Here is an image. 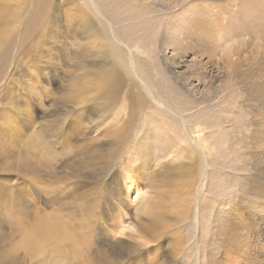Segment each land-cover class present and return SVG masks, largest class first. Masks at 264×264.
Segmentation results:
<instances>
[{"label": "rangeland", "instance_id": "1", "mask_svg": "<svg viewBox=\"0 0 264 264\" xmlns=\"http://www.w3.org/2000/svg\"><path fill=\"white\" fill-rule=\"evenodd\" d=\"M140 2L128 28L50 0L43 34L39 0H0V264L218 263L225 238L264 264V33L238 0ZM142 132L157 157L140 174Z\"/></svg>", "mask_w": 264, "mask_h": 264}, {"label": "bare ground", "instance_id": "2", "mask_svg": "<svg viewBox=\"0 0 264 264\" xmlns=\"http://www.w3.org/2000/svg\"><path fill=\"white\" fill-rule=\"evenodd\" d=\"M88 1V3L90 4L89 6H91V9L90 8H86L88 9L89 11H91L92 13H97L101 16H103L105 14V12L109 13L110 17H109V21L111 24L113 22H123L124 24H127L128 28H139V23H133L131 24L130 21H136V19H140V17L146 15V14H149L150 10L148 7L145 6V2H140V0H132V5H128L126 6V11L129 12L128 14L126 15H123L125 14L124 12L118 10V12H116L117 10L115 9V13H114V9H108L107 8V4L109 7L113 6V5H116L117 8H118V4H120V1H123L124 0H118L117 2L119 3H115L116 0H98V1H102V7L101 10L98 9V7L95 5V0L93 2V0H86ZM245 2L241 3L239 2L238 0V3L239 4H246V6L244 5L243 7V12L241 14H236V17L239 16V19L242 20V21H245V23L243 22V25H241V28H242V31H247V33H249L251 35V33H253L254 36H261L262 33H264V0H244ZM40 2V18L42 17V25L40 27V31L44 34L45 32H43L44 30H46L47 28H49V24H50V21H51V16L50 14L52 13V11H49L50 10V0H39ZM80 6V5H79ZM101 6V5H100ZM82 7V6H81ZM114 7V6H113ZM119 9V8H118ZM83 13V12H82ZM243 14V15H242ZM83 16V17H82ZM82 19L80 21V23L77 25L80 26L81 22H84L85 20V15H82ZM90 18V15H87V19ZM86 19V20H87ZM233 19V18H232ZM236 19V18H235ZM39 23V22H38ZM38 23H35L34 25L38 24ZM241 24V23H240ZM220 25V24H219ZM223 28V27H222ZM79 30H81V27L79 28ZM47 31V30H46ZM93 31H94V27L93 26H90L88 23L86 24V32L88 34V36L92 35L93 34ZM82 33V32H81ZM225 33V32H224ZM96 35V34H94ZM228 36V33H226V37ZM234 36V35H233ZM115 38V37H114ZM264 38V37H263ZM117 40V38H115ZM225 41H227V39L225 37H222L221 39V42L222 43H225ZM117 42V41H116ZM119 43V41H118ZM230 52V51H229ZM227 52V53H229ZM229 55V54H228ZM172 94L173 96L171 95H161L160 96V99L157 100L158 102H163L165 104V106L167 107V110H169L170 108H173L174 106L177 108V109H182V98L180 95H175L173 93H170ZM181 101V102H180ZM83 104V103H82ZM157 114V113H155ZM157 116V115H156ZM75 117H76V114H75ZM176 117V116H175ZM106 119V118H105ZM159 119V118H157ZM91 121V120H90ZM183 123V122H182ZM74 124V123H73ZM77 124V123H76ZM79 124V123H78ZM75 125V124H74ZM76 126V125H75ZM81 126V125H80ZM78 126H76L77 128ZM85 130V129H83ZM109 131V130H108ZM120 131H123L120 130ZM70 132V131H69ZM79 132V131H78ZM181 135L186 133V131L181 130ZM120 133V132H119ZM143 133V132H142ZM152 135V134H151ZM180 135V136H181ZM38 136V135H37ZM61 136V135H60ZM59 136V137H60ZM120 136V135H119ZM187 136V134H186ZM40 137V136H38ZM70 137V136H69ZM183 137V135H182ZM41 138V137H40ZM65 138V137H64ZM108 137H106L107 139ZM154 138H156V136H154ZM153 136L151 137H148L147 135V132L139 135L136 137L135 139V143L137 144V146L139 147V153H140V158L138 160V166L134 169V172H139L140 174H143L144 171L146 173V170L148 168V165H150L148 163V165L146 164L149 157L151 159H155L157 156H156V152L153 148H155L154 144H153V140H154ZM61 139V138H60ZM109 139V138H108ZM107 139V142L109 141ZM116 139V138H115ZM121 139V138H119ZM157 139V138H156ZM184 139V138H183ZM41 141V139H40ZM38 141V142H40ZM115 141V140H114ZM184 143H185V147L182 146L181 149L186 151L185 153L190 156H193L195 155L196 157H198V151L195 149L194 150V147L193 145H197V141L195 138H187V140L184 139ZM121 142V141H120ZM119 142V144H120ZM12 143V142H11ZM41 143V142H40ZM118 143V142H117ZM111 144V143H110ZM116 144V143H115ZM114 144V145H115ZM135 144V146H136ZM190 145V147H189ZM119 146V145H118ZM117 146V147H118ZM113 147V146H111ZM105 148V147H104ZM115 148V146L113 147ZM36 149V148H35ZM130 149V148H129ZM136 149V148H135ZM104 151V150H103ZM107 150H105L106 152ZM110 151V150H109ZM108 152V151H107ZM129 152V151H128ZM126 152V153H128ZM133 153V151H132ZM197 153V154H196ZM108 154V153H107ZM131 154V153H130ZM115 156V155H113ZM112 157V156H111ZM27 158L26 155H24V159ZM200 158V157H199ZM110 159V158H109ZM147 159V160H146ZM6 160V159H5ZM4 160V161H5ZM89 160V159H88ZM111 161V160H110ZM137 161V160H136ZM136 161L135 162H132V160L130 162H126L125 165H135L136 166ZM91 162V161H90ZM89 162V163H90ZM130 163V164H129ZM22 165V164H21ZM10 167V166H9ZM27 167V166H26ZM6 168V167H5ZM8 168V167H7ZM6 168V169H7ZM11 168V167H10ZM130 168V167H129ZM131 169V168H130ZM8 170V169H7ZM14 170V169H13ZM28 171V170H26ZM25 171V172H26ZM23 172V173H25ZM27 174V173H26ZM130 174H133V171L130 172ZM70 180V179H69ZM128 191H133L135 192V190L133 189V187L130 186V188L128 189ZM173 196V195H172ZM11 197V196H10ZM174 197V196H173ZM5 198V197H4ZM16 198V197H15ZM169 198V202H172L173 200L171 199L170 196H168ZM13 199V198H12ZM11 200V199H10ZM9 200V201H10ZM164 201V199H162ZM7 203L8 200L6 201ZM12 202V200H11ZM14 203V202H12ZM10 204V203H9ZM8 204V205H9ZM16 204V203H15ZM2 205V204H1ZM23 206V205H22ZM27 206V205H26ZM52 221V220H51ZM53 222V221H52ZM22 223V222H21ZM40 223V222H39ZM60 223V222H59ZM63 223V222H61ZM49 224V223H48ZM64 224V223H63ZM61 224V227L62 229H65L64 225ZM51 225V224H50ZM22 226V224H21ZM66 226V225H65ZM45 227V226H44ZM55 227L58 229V223L55 224ZM36 228V227H35ZM48 228V227H46ZM67 229V228H66ZM31 230V229H29ZM67 231V230H65ZM47 233V232H46ZM67 232H64V235L66 234ZM29 234V233H28ZM70 236H72L69 232L66 234V237L69 238ZM233 236V235H232ZM230 237V236H229ZM72 238V237H71ZM232 238V237H231ZM78 239V238H77ZM85 239V238H84ZM83 239V241H84ZM226 241H230L231 242V245L229 246V248L227 249V253L226 255H224L223 258L219 259V262H215L213 260V258H209V261L206 262V264H247L246 262L244 261H238V257L235 256V252H233L234 250H236L234 248V245H235V242L232 241L234 239H228V238H225ZM70 240V239H69ZM72 240V239H71ZM86 240V239H85ZM80 241V240H79ZM71 242V241H70ZM78 242V241H77ZM65 244V243H64ZM67 245V244H66ZM228 246V245H227ZM235 247H237V245H235ZM232 251L230 254L228 253L229 251ZM238 252L239 254L241 255L242 253V250L240 249V247H238ZM214 255V254H213ZM238 256V255H237ZM215 259V258H214ZM218 259V258H216Z\"/></svg>", "mask_w": 264, "mask_h": 264}]
</instances>
